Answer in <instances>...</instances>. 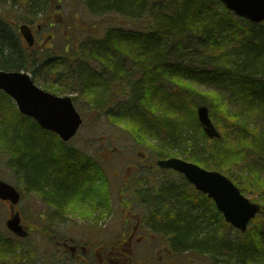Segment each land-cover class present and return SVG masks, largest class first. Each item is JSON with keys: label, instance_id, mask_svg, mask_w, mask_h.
<instances>
[{"label": "trees", "instance_id": "obj_1", "mask_svg": "<svg viewBox=\"0 0 264 264\" xmlns=\"http://www.w3.org/2000/svg\"><path fill=\"white\" fill-rule=\"evenodd\" d=\"M75 3L93 17L103 19L112 14L126 17L131 27L109 25L94 36L79 29L72 39L66 40L61 51L40 53L34 48H21L16 33H11L13 30L0 20V70H24L34 79L43 75L51 81L50 87L55 86L45 87L46 91L51 89L63 95L74 89L92 109L106 114L112 124L133 125L138 136L145 127L154 129L160 145H151V149L158 158L181 157L204 169L219 171L239 186L242 193L256 194L262 211L252 221L255 224L235 243L226 240L223 234L219 241H196L185 216L181 219L180 212L166 211L165 206L153 209L152 203L144 206L135 226L150 224L158 228L161 220H174L179 227L169 224L166 227L173 233L175 248L202 250V243H210L219 247L217 251L209 249L212 254L224 249L223 255L229 256V249L233 248L238 255L234 264H264V165L254 171L255 160L264 155V134L230 112L220 96H207L192 85L196 81L225 83L241 99L260 94L264 90V73L258 72L259 63L249 68L247 61L237 66L228 59L234 51L245 52L244 59L247 53L249 58L256 54L250 50L256 46L245 39L250 37V30L244 24L254 25L235 18L216 0H75ZM59 4L57 0H24L20 6L34 14L32 18L40 8L45 15L30 22L23 18L22 23L33 28L40 25L43 30L51 13L65 7L64 3ZM69 17L76 19L77 15L71 12ZM64 26L71 27L66 22ZM259 26L264 27V23ZM263 59L261 55L259 62ZM116 98L125 100L115 104ZM186 104L194 108L192 115ZM200 104L208 106L219 138H207L201 130L194 107ZM187 124L198 127L196 135L205 144L202 149H197L194 137L182 138ZM179 141L186 145L185 152L174 154L170 148ZM0 155L7 156V168L19 175L52 210L86 219L98 210L101 214L109 213V190L101 166L82 152L67 148L56 135L22 116L1 91ZM242 166L243 170L252 171L249 175L254 177H241V173L247 172L242 171ZM22 169L34 175L36 183L30 184L28 177L21 174ZM80 183H85L86 189L74 197L75 190L69 186ZM164 194L160 191L157 196L163 200ZM179 196L198 208L205 205L193 191L180 190ZM199 198L207 200L201 195ZM213 211L218 217L215 208ZM124 219L131 220L130 216ZM222 223L224 232L228 225ZM134 227L124 231L122 238ZM48 229L43 228L44 233ZM182 232L187 234L186 240L182 239ZM17 248L10 238L0 235V264H14ZM50 264L57 263L51 260Z\"/></svg>", "mask_w": 264, "mask_h": 264}, {"label": "rangeland", "instance_id": "obj_2", "mask_svg": "<svg viewBox=\"0 0 264 264\" xmlns=\"http://www.w3.org/2000/svg\"><path fill=\"white\" fill-rule=\"evenodd\" d=\"M57 1L61 5L64 3L63 6L65 7L61 11L51 13L50 20L35 37L36 45L34 51L38 50L40 53L45 50L54 53L55 51H61L66 40L72 39L76 30L79 29L84 34L87 33L94 36L98 30L102 31L109 25L131 27L130 20L121 15L112 14L102 19L87 14V11L85 13L75 3V0ZM71 12H75L77 15L76 19L69 17ZM36 13H38L36 17L32 18L31 16H34V14H31L28 10L24 11L17 3L8 0L0 2V19L8 25V29L15 28V31H17L18 25L22 23L23 18L30 22L34 18L41 19L45 15L42 12V8L36 10ZM64 21L71 26L69 29L64 26ZM60 23H63V25ZM244 25L250 30V37L245 39L255 46H263L260 54L264 57V27L261 28L258 25L251 27L246 23ZM72 27H74L75 31H72ZM84 34H81V36ZM48 36H51V39H48ZM230 44H235V42H230ZM262 63H264V59ZM260 64L261 62H259ZM29 75L33 79L34 84L41 90L46 91L45 87L55 88V86H49L51 81L43 75L37 79H34L32 74L29 73ZM192 85L201 93L216 91L218 97L220 96L224 100L223 102L227 104L230 112L239 116L252 128L256 127L264 131V92H261V94L247 103L245 99L241 101L238 94L229 89L225 83L211 85L206 82L196 81L195 85ZM47 92L56 96H70L73 99L74 106L83 119V124L76 136L64 145L67 148L74 149V151L82 152L101 165L106 175L108 190H110L111 208L109 213L101 214L98 210L92 214L91 218L87 219L74 216L68 212V214L64 215L61 212L54 215L56 211L52 210L33 189L28 188L19 175L7 168V156L0 155V180L14 186L20 192L21 200L17 205V210L21 214L22 223L29 228L27 239L16 240L5 227V220L9 215L8 204L0 202V235L7 236L14 246H19L15 252L14 264H50L51 260L57 264H89V260L94 264H98V255L95 257L96 253L93 254V251L96 248H100V246L102 247L104 243L109 242L110 246H112L110 256L114 264H146L147 259L150 261L149 264H166L167 259H170V255L167 256L168 252L174 255L173 257L178 261V264L236 263L238 255L232 250L233 248L229 249V256L223 255V253H226L224 249L212 254L208 250L217 251L219 247L217 245H209L210 243H202V246L200 245L202 250L197 249V247L175 248L174 250L170 235L162 232L163 229L154 228L151 225H144L145 228L138 233L139 237L141 236L142 238H147V235H150L147 242L142 241L141 243V239H139L138 241L135 240L133 245L130 243L114 248L113 242L118 246V242L123 240L122 234L124 231H130L136 225L143 207L149 203L155 206L153 209L165 206L168 209L166 211H169V209L175 210V213L180 212L182 216L187 217V219L190 218L193 226V237L196 241L201 239L219 241L220 235L223 234L226 240L235 243L240 234L229 225L226 226L224 232L221 230L222 222L224 221L220 213L216 217L213 211L215 207L210 200H205L198 196L197 199L201 204L205 205L195 209L194 207L191 209L188 204H184L183 201L185 200L180 198L179 191L185 189L188 193H191L192 188L186 187V182L181 175L174 171L156 172L154 170L153 165L157 157L151 149V145H154V147L160 145L159 141L154 137L152 131L154 129L145 127L143 134L138 136L135 126H128L126 122H122L121 125L112 124L106 114H100L98 108L92 109L87 100L74 89H68L67 93H63V95L51 89ZM124 100V98H116L115 104ZM197 106L195 105L194 107L196 108ZM186 108L192 115L191 109H194L192 105L186 104ZM195 130L199 131L195 124H187V131L182 133V138L189 135L194 137L198 142L197 149L199 150L205 144L202 141L204 139L196 135L197 132ZM185 146L182 141H179L174 146H171L170 151L173 150L174 154H183ZM254 164L257 166L254 171H258L262 167L261 165H264V155L260 159L255 160ZM243 168L244 166L241 167L242 171L247 172L241 173V177L248 179L254 177L253 174H251L252 176L249 175V173H253L252 171L243 170ZM21 174L28 177L30 184L36 183V177L31 173L27 172L26 174L22 169ZM260 176L263 177L262 175ZM160 191L165 193L163 200L157 197ZM243 195L252 202L259 203L256 194L243 193ZM125 202H130L132 208L126 210L124 208ZM49 212H52L53 215H50ZM163 212L165 213V211ZM129 216L131 220L125 222L124 217ZM46 224L55 227V229H48L44 233L43 228H46ZM194 224H198L199 227L194 226ZM254 224L255 222H250L248 228H251ZM172 226L179 227L180 225L174 222ZM157 227H162L161 223H158ZM182 236V239L186 240L187 234L182 232ZM58 237L59 239L68 237L74 241L76 239H86L88 242L86 247L88 249L87 251L86 249L81 250L85 246L83 243H74L76 246L74 251H70L69 248H62L57 243ZM97 242L100 244H97ZM108 246L105 244L106 250H108ZM118 250L124 252L127 256L120 257ZM75 255L79 256V259L80 255H86L89 260L87 261L85 258L84 262L77 263L78 258ZM99 258L103 259L101 254H99Z\"/></svg>", "mask_w": 264, "mask_h": 264}, {"label": "water", "instance_id": "obj_3", "mask_svg": "<svg viewBox=\"0 0 264 264\" xmlns=\"http://www.w3.org/2000/svg\"><path fill=\"white\" fill-rule=\"evenodd\" d=\"M219 1L238 17L255 24L264 22V0ZM20 31L28 45L32 46L34 39L30 28L23 25ZM0 90L14 101L21 115L34 120L41 129L56 134L63 142L71 140L82 124L81 116L70 97H59L42 91L23 71L0 70ZM197 118L207 136H218L207 107L199 106ZM157 164L161 169H173L181 173L196 190L214 201L226 223L241 232L246 231L248 222L261 210L259 204L244 197L229 179L218 172L201 169L178 158L160 160ZM19 200V192L0 180V201L8 202L12 212L5 226L15 236L24 238L28 233L20 224L19 213L13 209Z\"/></svg>", "mask_w": 264, "mask_h": 264}, {"label": "bare ground", "instance_id": "obj_4", "mask_svg": "<svg viewBox=\"0 0 264 264\" xmlns=\"http://www.w3.org/2000/svg\"><path fill=\"white\" fill-rule=\"evenodd\" d=\"M248 23H250V24H253L254 26H257V24H255V23H252V22H250V21H248ZM263 48V46H256V47H254V48H252V49H250V50H252V51H254L255 50V55H250L251 57L249 58V54L247 53L246 54V57H245V59H244V53L245 52H243V51H234L231 55H229L228 56V59H229V61L233 64V65H237V66H239V65H241L242 63H243V61H247V66L249 67V68H252V67H254V66H256L258 63H259V57L261 56V49ZM254 57V61H252V58ZM203 63H205V62H203ZM202 66H204V67H207L208 66V64H203ZM247 67V68H248ZM258 72L259 73H264V63H261L259 66H258ZM207 84H211V85H217V83H215V82H207ZM262 92H264V90L262 91ZM205 95H207V96H211V95H218V93L216 92V91H209V92H203ZM261 94V93H260ZM259 94H257V95H255V96H253L252 98H245V100H246V102L248 103L249 101H251L253 98H255V97H257ZM238 96H240V95H238ZM240 98V97H239ZM240 100L241 101H244V99H241L240 98ZM198 108H199V105L196 107V115H197V111H198ZM262 133L264 134V131H262ZM193 164H195V163H193ZM195 165H197V164H195ZM198 167H199V165H197ZM200 168V167H199ZM21 171V170H20ZM85 183L83 184V183H80V185H78V186H76V185H74V184H70V186L69 187H73L74 188V197L75 196H78V194L79 193H81L82 192V189L84 190V189H86V187H85ZM236 187L239 189V191H240V193L243 195V193L241 192V190H240V187L239 186H237L236 185ZM80 190V191H79ZM244 196V195H243ZM133 229V228H132ZM136 240V232H135V230H133L130 234H129V236H128V243H131V244H133L134 243V241Z\"/></svg>", "mask_w": 264, "mask_h": 264}, {"label": "flooded vegetation", "instance_id": "obj_5", "mask_svg": "<svg viewBox=\"0 0 264 264\" xmlns=\"http://www.w3.org/2000/svg\"><path fill=\"white\" fill-rule=\"evenodd\" d=\"M2 1H4V0H1L0 2H2ZM8 1H10V2H13L14 3V0H8ZM18 5H23V3H24V0H17V2H16ZM8 26V25H7ZM20 26L21 25H18V30L17 31H15V29L11 32V33H16V35L18 36L17 38H18V41L20 42V47L21 48H27L28 49V46H27V44H26V42H25V40H24V38H23V36H22V34H21V32H20V30H19V28H20ZM13 27V26H12ZM42 29L39 27V26H37L36 27V30L35 31H33V35H34V39H35V44H36V35H37V33H39L40 31H41ZM51 37L49 36L48 37V39H50ZM22 59V58H21ZM85 240L86 239H79V240H73L72 238L71 239H69L68 237H64V238H62L61 239V242L59 243V245L62 247V248H69V250L70 251H74V249L76 250V246L74 245V243L75 244H79V243H85ZM128 240V237H126V238H123V240L121 241V242H123V243H121V245H124V244H126V241ZM97 244H100L99 242H97ZM105 244H107V245H109L108 246V250H106V248H105ZM68 245H71L70 247L68 246ZM60 247V248H61ZM103 247L104 248H102V253H100L97 249H95V255L97 256H99V254H101L102 255V260H103V263L101 262V260H99V262L100 263H98V264H114L113 262H112V260H111V258H110V252H111V246H110V243H104L103 244ZM85 249H86V247H85ZM66 250H68V249H66ZM82 250V249H81ZM104 250H106V251H104ZM118 253L120 254L119 256L120 257H122L123 256V252H119V250H118ZM76 256V255H75ZM76 258H78V260H79V256H76ZM170 262H171V264H173L174 263V261H173V254L172 255H170Z\"/></svg>", "mask_w": 264, "mask_h": 264}]
</instances>
